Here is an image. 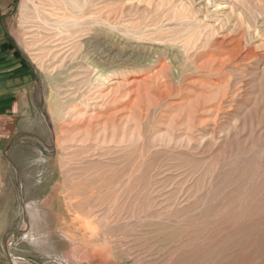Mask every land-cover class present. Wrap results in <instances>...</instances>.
<instances>
[{"label":"rangeland","instance_id":"obj_1","mask_svg":"<svg viewBox=\"0 0 264 264\" xmlns=\"http://www.w3.org/2000/svg\"><path fill=\"white\" fill-rule=\"evenodd\" d=\"M13 37L0 264H264V0H24Z\"/></svg>","mask_w":264,"mask_h":264},{"label":"crops","instance_id":"obj_2","mask_svg":"<svg viewBox=\"0 0 264 264\" xmlns=\"http://www.w3.org/2000/svg\"><path fill=\"white\" fill-rule=\"evenodd\" d=\"M23 2L0 0V111L6 114L3 116L6 120L14 119L21 108L28 107L35 88H40L36 72L18 50L13 37L17 12ZM39 93L42 94L41 88Z\"/></svg>","mask_w":264,"mask_h":264},{"label":"bare ground","instance_id":"obj_3","mask_svg":"<svg viewBox=\"0 0 264 264\" xmlns=\"http://www.w3.org/2000/svg\"><path fill=\"white\" fill-rule=\"evenodd\" d=\"M77 25V24H76ZM93 51V50H92ZM99 66H100V64H99ZM104 72V71H103Z\"/></svg>","mask_w":264,"mask_h":264}]
</instances>
